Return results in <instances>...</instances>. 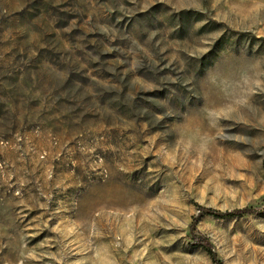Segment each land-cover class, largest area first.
Returning <instances> with one entry per match:
<instances>
[{
	"label": "rangeland",
	"instance_id": "obj_1",
	"mask_svg": "<svg viewBox=\"0 0 264 264\" xmlns=\"http://www.w3.org/2000/svg\"><path fill=\"white\" fill-rule=\"evenodd\" d=\"M203 238L264 264V0H0V264H215Z\"/></svg>",
	"mask_w": 264,
	"mask_h": 264
},
{
	"label": "trees",
	"instance_id": "obj_2",
	"mask_svg": "<svg viewBox=\"0 0 264 264\" xmlns=\"http://www.w3.org/2000/svg\"><path fill=\"white\" fill-rule=\"evenodd\" d=\"M202 211H205L208 215L213 216L215 218H231V217H239L242 215H245L246 213H248L249 210L246 209H242V210H235V211H231V212H217L211 209H201ZM194 225V224H193ZM197 244L204 249V251L209 255V257L211 258L212 262L215 264H219L217 262L216 259V255L212 250L211 245L209 244V241L206 239H198L197 240Z\"/></svg>",
	"mask_w": 264,
	"mask_h": 264
}]
</instances>
